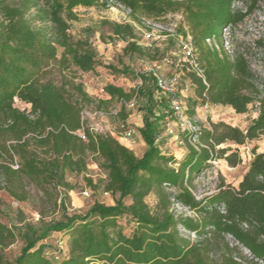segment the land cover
I'll return each instance as SVG.
<instances>
[{"label": "trees", "instance_id": "1", "mask_svg": "<svg viewBox=\"0 0 264 264\" xmlns=\"http://www.w3.org/2000/svg\"><path fill=\"white\" fill-rule=\"evenodd\" d=\"M117 1L134 13L152 17L182 13L198 63L178 68L194 91L187 100V114L195 116L196 108L206 104L229 105L237 113H246L256 100L259 114L245 130L225 122L202 126L194 134L198 148L189 141L192 133L181 132L179 138L187 148L178 157L163 147L170 136L165 135L166 117L175 116L170 99L180 98L181 93L162 92L153 70L136 73L141 84L129 91L107 85L104 91L110 99H100L98 107L108 108L113 99L119 100L123 105L119 119L125 122L126 104L135 100L143 113L138 130L147 146L138 157L113 134L94 133L85 126L83 107L91 98L82 84L64 73L72 66L89 72L100 64L92 46L68 34V21L77 19L76 7L107 5L108 0H0V207L2 191L27 201V185L33 183L42 190L49 209L62 211L60 219L46 220L47 211L42 209L39 222L24 228L4 222L0 211V251L20 237L24 241L13 261L0 264H239L225 255L213 256L222 243L226 247L223 233L232 234L264 259V150L253 148L252 160L237 185L221 176L212 193L197 199L193 192L194 180L211 166L210 160L225 159L233 167L242 163L238 149L227 154L231 149L218 148L221 144L244 145L264 137V97L247 58L238 54L231 59L223 48L218 52L207 44L212 36L221 42L223 27L242 22L263 0ZM236 1L247 3L246 11L233 10ZM32 9L35 19L49 22V28L33 26L26 17ZM182 24L178 30L186 36ZM114 31L133 35L127 25L117 24ZM259 44L264 49V33ZM59 47L63 48L60 57ZM128 50L143 55L136 42L129 43ZM56 70L61 79L54 76ZM114 70L131 73L128 68ZM16 99L27 107L16 106ZM89 155L103 160L105 189L119 196L114 205L95 202L85 213L69 214L66 196L59 202L58 188H70L67 173L86 170ZM88 182L92 185L91 179ZM166 185L177 192H166ZM151 193L160 198L157 212L145 200ZM126 198L131 199L128 205ZM172 200L197 217L176 215L170 209ZM220 206H225V213ZM120 218L134 224L130 233ZM243 223L248 227L243 228ZM180 225L203 238L202 243L184 238ZM53 233L69 236L67 253L45 243Z\"/></svg>", "mask_w": 264, "mask_h": 264}, {"label": "rangeland", "instance_id": "2", "mask_svg": "<svg viewBox=\"0 0 264 264\" xmlns=\"http://www.w3.org/2000/svg\"><path fill=\"white\" fill-rule=\"evenodd\" d=\"M247 6V3L236 1L233 3V10L246 11ZM75 12L77 19L68 21V34L75 40L86 41L92 46L100 63L93 71L89 72H83L75 66H72L70 70L64 71L68 78H72L76 83L82 84L85 92L91 98L92 102L84 104L83 107L82 118L85 126L94 133L113 134L122 144L133 150L138 157H141L146 148L138 131L139 126L143 124V113L137 110L136 104L132 105V102H129L126 104V111L129 116L125 122H122L119 119V112L123 105L119 100L113 99L108 108L98 107L99 100L110 99V96L104 91L107 85L120 86L127 91L136 88L141 82L136 73L155 69L161 72L164 77L169 78L174 72H180L176 67L167 66L163 57L167 56L174 59L179 57L177 55L179 54V42L175 40L174 36L180 34L178 29L182 23L186 36L183 33L180 35L183 37L189 36V26L184 23V17L181 12H170L161 17H152L142 13H134L117 0H108L107 5L78 6L75 8ZM35 15L36 10L32 9L26 16L32 20L34 27L39 29L50 27L51 24L49 22L35 19ZM148 22L156 23L158 31L155 36L161 35V38L153 39L152 41H148L145 38V34L148 31ZM117 24L131 27L133 35L130 34L127 37L117 35L114 31ZM263 33L264 0L242 22L229 26L223 34L224 38L222 37L221 42L220 40L218 41V44H223L229 57L234 58L238 54H243L247 58L250 70L254 76L253 81L261 91V97H264V49L260 46L259 41L263 38ZM172 41L177 42V45H174ZM132 42H136L143 49V55L128 50V45ZM149 44L152 46H149ZM58 49L60 57L63 48L59 47ZM124 68H128L131 73L126 74L114 70L123 71ZM54 76L57 79L62 78V74L58 70L54 72ZM178 86L179 89H187V91L180 94L186 111L188 108L187 100L194 95V91L190 79L183 72ZM15 105L21 109L27 107L26 104L17 99ZM258 114L259 100H256L249 105L246 113H237L229 105L206 104L199 106L196 108L194 118L201 126H208L210 122H225L245 130ZM169 119L171 126L177 129V118L170 117ZM129 130L133 131V134L131 137L126 138L125 134ZM79 133L83 132L79 131ZM167 142L170 143L169 147L172 151L177 152V156H180V152L185 151L187 148L185 141L184 144H177L170 136H168ZM254 147H257L258 152L264 150V137L244 145H237L233 142L221 144L218 148L231 149L227 154L238 149L242 163L233 167L225 159H219L216 165L208 167L204 173L194 180L193 191L197 195L211 192L216 188L221 176L227 183L238 184L239 179L246 172L252 160ZM163 150L167 151L165 147H163ZM86 163V170L67 173L66 180L70 185L69 189L58 188L59 202L61 198L66 196V209L69 214L85 213L95 202L114 205L119 196L105 189L107 175L102 166L103 160L97 155H89ZM89 179L92 180V185L88 182ZM164 189L168 193L177 192L176 188L169 186H164ZM27 190L30 192V199L27 201H18L6 190L2 191L0 211L4 222L12 227L22 228L28 223L37 224L41 217L42 209L47 211L45 213L47 214L46 220L61 218L62 211L54 213L52 209H49L46 197L39 187L29 183ZM145 200L153 212L160 210V198L156 193L149 194ZM130 203L131 199L126 198L125 204L128 205ZM170 209L177 215L185 216L188 214L184 208L175 204L173 200ZM120 223L125 225L126 233L132 231L133 223L127 224L125 218H120ZM68 239L69 236L67 235L53 233L52 236L45 240V243H49L53 247L62 249L67 253L69 249ZM23 245L24 241L20 237L14 244L0 251V263L13 261L20 254ZM224 252L225 247L222 243L220 248L213 250V256L216 259H221Z\"/></svg>", "mask_w": 264, "mask_h": 264}, {"label": "built area", "instance_id": "3", "mask_svg": "<svg viewBox=\"0 0 264 264\" xmlns=\"http://www.w3.org/2000/svg\"><path fill=\"white\" fill-rule=\"evenodd\" d=\"M147 27H148V31L145 34V38L148 41H152L153 39H159L162 37L161 35L155 36V33L158 31L156 23L148 22ZM228 27H229V25L223 27L222 32H221V37H220L221 39H222V37L224 38L223 34L227 31ZM177 38H178L177 41L179 42L178 43V53L179 54H177V55H179V57L177 59H174V58L166 56L164 58V63L167 66L169 65V66L176 67V68H179L183 63H189L191 66L197 67L198 63H197L196 58H195V52H194V47L192 45L191 36L189 35L187 37H183L180 34H178ZM207 44L212 49H215L218 52H221L222 48L225 50L223 44L222 45L218 44V40L215 36L208 38ZM149 46H152V45L149 44ZM225 52L227 53L226 50H225ZM231 58H233V57H231ZM152 70L154 71V73L157 77V86L162 92L168 93V94H174V93L180 91V93L182 94V93H184V91H187V89H184V90L180 89L179 90L178 85H179V82L181 80V75H182L181 71L180 72H174L171 77L166 78L162 75L161 72H159L155 69H152ZM141 83H142V81L140 82V84ZM183 96H184V94H183ZM135 104H136V102H135V100H133L132 105H135ZM170 108H171V110H173L175 112L174 118H177L178 126H177V129L173 128L170 124V119H169L170 116H167L166 117V124H165L166 125L165 135H170L172 137L173 141H175L177 144H184V140L179 138V134L181 132H185V131L190 132V133H192V136L190 137L189 141L195 148H198V144H197L198 140L194 134L199 132L201 130L202 126L198 123V121L196 120V118H194V116H190L189 114H187L185 112V104H184L183 99L181 97L170 99ZM132 134H133V131L129 130L126 132L125 137L129 138L132 136ZM81 136L83 138H85L83 133H81ZM217 163H218V159L210 160V164H211L210 167L216 165ZM214 190H212L211 192L205 193V194H210ZM194 194H195L197 199H200L203 197V195H205V194L197 195L195 192H194ZM175 204L180 205L182 208H184V210H186V212H188V214L185 216H190V217H195V218L197 217V214L193 210H191L189 207H187L181 203L175 202ZM219 210L222 213L226 212L225 206H220ZM242 227L247 228L248 224L243 223ZM179 231L184 238L189 239L194 243H201L203 240V238H200L195 232L190 231L181 225L179 226ZM210 236L211 235L208 234L206 237H210ZM223 238H224L225 246H226L225 252H224L225 256L230 257L231 259H233L234 261H236L239 264H264V259L256 256L248 247L243 245L232 234L223 233Z\"/></svg>", "mask_w": 264, "mask_h": 264}, {"label": "crops", "instance_id": "4", "mask_svg": "<svg viewBox=\"0 0 264 264\" xmlns=\"http://www.w3.org/2000/svg\"><path fill=\"white\" fill-rule=\"evenodd\" d=\"M142 120H143V116H142ZM143 126V124L142 125H140L139 126V128H141ZM139 131V130H138ZM139 134H140V132H139ZM140 137L142 138V136H141V134H140ZM172 139V138H171ZM142 140H143V138H142ZM143 142H144V140H143ZM145 143V142H144ZM169 144L170 143H166V145L164 146L165 147V149L168 151V152H170V153H174L175 155H177V152H174V151H172V149L169 147ZM145 145H146V143H145ZM147 147V146H146ZM145 150H146V148H145ZM182 150V149H181ZM186 151V150H185ZM185 151L183 150V151H181L180 153H181V155L180 156H178V157H181L184 153H185ZM145 152V151H144ZM143 152V153H144ZM143 155V154H142ZM248 168V167H247ZM247 170V169H246ZM245 173V172H244ZM243 176V175H242ZM242 176H241V178L239 179V181L242 179ZM239 181H238V183H239ZM234 185H237V184H234Z\"/></svg>", "mask_w": 264, "mask_h": 264}]
</instances>
